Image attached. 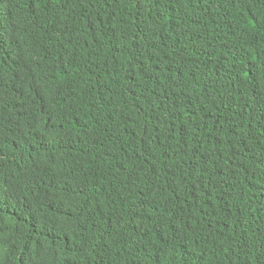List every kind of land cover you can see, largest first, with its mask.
I'll list each match as a JSON object with an SVG mask.
<instances>
[{
    "label": "trees",
    "instance_id": "obj_1",
    "mask_svg": "<svg viewBox=\"0 0 264 264\" xmlns=\"http://www.w3.org/2000/svg\"><path fill=\"white\" fill-rule=\"evenodd\" d=\"M0 264H264V0H0Z\"/></svg>",
    "mask_w": 264,
    "mask_h": 264
}]
</instances>
